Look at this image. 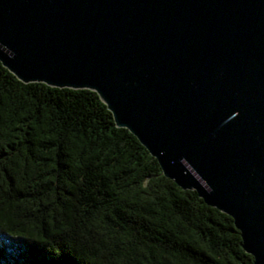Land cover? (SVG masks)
I'll use <instances>...</instances> for the list:
<instances>
[{"label": "water", "instance_id": "obj_1", "mask_svg": "<svg viewBox=\"0 0 264 264\" xmlns=\"http://www.w3.org/2000/svg\"><path fill=\"white\" fill-rule=\"evenodd\" d=\"M0 63L96 93L264 264V0H0Z\"/></svg>", "mask_w": 264, "mask_h": 264}, {"label": "trees", "instance_id": "obj_2", "mask_svg": "<svg viewBox=\"0 0 264 264\" xmlns=\"http://www.w3.org/2000/svg\"><path fill=\"white\" fill-rule=\"evenodd\" d=\"M115 124L93 91L24 85L0 63V264L40 240L50 264H254L232 218Z\"/></svg>", "mask_w": 264, "mask_h": 264}, {"label": "snow or ice", "instance_id": "obj_3", "mask_svg": "<svg viewBox=\"0 0 264 264\" xmlns=\"http://www.w3.org/2000/svg\"><path fill=\"white\" fill-rule=\"evenodd\" d=\"M28 239L35 240L36 238L29 237ZM17 243L23 251L16 257V264H50L45 259L48 254L39 248V244L45 243V241L40 240L38 243L18 241Z\"/></svg>", "mask_w": 264, "mask_h": 264}]
</instances>
